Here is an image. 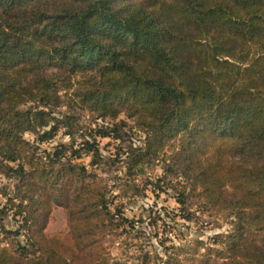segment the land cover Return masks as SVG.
<instances>
[{
    "label": "trees",
    "instance_id": "trees-1",
    "mask_svg": "<svg viewBox=\"0 0 264 264\" xmlns=\"http://www.w3.org/2000/svg\"><path fill=\"white\" fill-rule=\"evenodd\" d=\"M82 112L144 134L113 160L122 185L78 163H110L98 138L121 139ZM61 126L81 142L41 151ZM163 158L186 182L178 203L200 199L231 230L164 246L160 264H264V0H0V264H152L116 260L106 240L134 227L114 189L136 192ZM55 208L68 229L51 234ZM22 233L26 244L5 245Z\"/></svg>",
    "mask_w": 264,
    "mask_h": 264
},
{
    "label": "rangeland",
    "instance_id": "rangeland-1",
    "mask_svg": "<svg viewBox=\"0 0 264 264\" xmlns=\"http://www.w3.org/2000/svg\"><path fill=\"white\" fill-rule=\"evenodd\" d=\"M66 108L55 113L57 119H62ZM80 122L87 128L96 129L109 127L117 130V135L121 139L98 138L101 151L106 160L110 163L93 168L90 166L91 158L84 157L78 163L86 165L90 171H95L99 176L106 180L109 186L118 187L122 185L124 179V165L115 161L119 156L125 158L124 153L129 146L143 145L144 134L135 128L132 120L124 115L116 121L109 119L102 120L93 117L88 112L81 113ZM26 139L34 142L36 137L33 134H26ZM81 142L77 135L71 138L67 135L66 129L61 126L56 137L40 145L41 151H51L53 147L60 144L70 145ZM164 158L152 169H148L144 175L136 180V192H129L122 195L118 189H114L116 198L115 205L123 209V215L134 223V227L126 225L118 230L113 236L107 238L106 243L113 257L118 261L133 263L141 259L145 253L152 257V264H160V259L164 257L163 247L172 244H186L194 240L204 241L212 245L213 239L218 235H226L231 230L230 220L223 214L208 210L204 207L200 199L196 197L186 198L185 206L178 203L177 198L185 188L186 182L167 176ZM15 180L7 179L2 176L1 187H7L9 197L14 196ZM188 191H186V195ZM7 203V197L0 196V207ZM189 215L191 220H187ZM6 229L15 231L19 223L14 221L11 215L5 219ZM67 217L60 208H55L54 219L49 224L48 232L61 233L67 231ZM124 231V232H123ZM3 237V236H1ZM21 242L26 244L27 240L24 233L19 237H9L5 245ZM218 248L217 246H214Z\"/></svg>",
    "mask_w": 264,
    "mask_h": 264
}]
</instances>
